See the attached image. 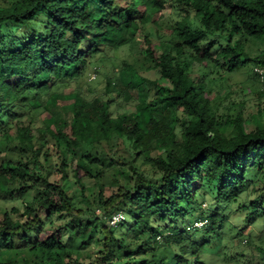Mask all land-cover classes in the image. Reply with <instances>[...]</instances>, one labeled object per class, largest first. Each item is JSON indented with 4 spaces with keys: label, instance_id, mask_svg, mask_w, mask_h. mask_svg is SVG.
<instances>
[{
    "label": "trees",
    "instance_id": "trees-1",
    "mask_svg": "<svg viewBox=\"0 0 264 264\" xmlns=\"http://www.w3.org/2000/svg\"><path fill=\"white\" fill-rule=\"evenodd\" d=\"M165 2H0V151L26 159L0 163V190L16 183L2 192L21 199L0 212V264H207L200 255L219 253L227 231L243 236L246 224L264 221V126L242 110L220 112L211 86L213 68L264 72V49H246L248 38L264 37V0H172L179 18L159 35L153 12ZM124 30L141 38L145 70L157 73L147 99L119 111L130 84L112 90L110 76L90 98L80 87L56 91L83 75L103 38ZM59 98L68 117L36 131L35 114ZM208 191L210 209L197 218L205 223L188 226ZM243 194L234 230L213 204ZM116 212L124 218L109 226ZM90 245L95 253L83 256Z\"/></svg>",
    "mask_w": 264,
    "mask_h": 264
},
{
    "label": "rangeland",
    "instance_id": "rangeland-1",
    "mask_svg": "<svg viewBox=\"0 0 264 264\" xmlns=\"http://www.w3.org/2000/svg\"><path fill=\"white\" fill-rule=\"evenodd\" d=\"M16 0H0L2 3H11ZM145 6L148 9L154 7V0H144ZM156 9V7H154ZM161 16L159 17V15ZM178 8L172 0H167L164 3V8L160 11L154 10L153 19L160 22L159 35L166 34V31L178 19ZM153 30V27L149 29ZM158 35L153 34L152 38L155 40ZM127 40L124 44H120L121 40ZM142 42L141 38L134 35L130 31H122L116 39L109 40L103 38L99 44L100 52L95 54L85 66L83 75L77 80L70 82L65 87H58L56 91L62 93L65 97L75 87L84 88L88 98L101 94L104 79L107 76L111 77L112 90H117L118 87H125V84H130L119 98V111H130L134 102L143 101L150 95L152 85L147 79L157 77V73L153 70L146 71L145 65L149 63L142 57ZM246 49L251 55L258 54L264 49V37L260 39L248 38L246 42ZM123 62L130 65H135L138 72L133 73L128 69H124ZM253 66H242L234 72H226L224 69H212V100L220 112L235 114L238 110H242L244 117H249L254 120L258 118L261 125L264 126V92L262 91V84L258 77L253 72ZM212 68V67H211ZM94 75V77H93ZM82 92L81 94H84ZM114 92V91H113ZM117 94L116 92H114ZM69 103L64 102L59 98L56 105H48L46 109L36 113L37 120L35 122V129L39 131L38 126L46 127L48 122L57 116L68 117L69 108L66 109ZM116 111V108L113 109ZM29 115H26V119ZM248 119L246 129L253 128V121ZM1 141V140H0ZM2 145V144H1ZM5 159H10L17 162L20 159L26 160L25 156L16 151H0V163ZM137 165L140 169L148 174L151 173L148 163L139 159ZM16 183L2 184L1 189L13 187ZM0 190V212L4 209H10L12 206L21 207V199L10 194H5ZM30 193H27L24 198L29 199ZM194 205V210L188 211L186 216L187 225L193 226L197 218L205 214L207 209H210L209 204L213 201V194L208 191L205 196ZM245 200L243 194L239 201L225 205L224 203L213 204V209L225 215L226 221L233 227L234 230L242 228L244 216L237 212L238 206ZM209 207V208H208ZM98 214H100L98 212ZM240 216V217H239ZM205 221V220H203ZM129 219H126L125 225H128ZM233 231H227L224 239L221 242L219 253L207 252L201 254L200 257L206 260L207 264H255L253 258L257 262L264 264V252L260 253L258 247L264 249V221L259 218L253 223L246 224L243 228V236L237 234L234 237ZM161 243L162 238H158ZM95 247L90 245L82 251L83 256L95 253ZM239 255V256H238Z\"/></svg>",
    "mask_w": 264,
    "mask_h": 264
},
{
    "label": "built area",
    "instance_id": "built-area-1",
    "mask_svg": "<svg viewBox=\"0 0 264 264\" xmlns=\"http://www.w3.org/2000/svg\"><path fill=\"white\" fill-rule=\"evenodd\" d=\"M253 72L256 73L259 77V79L262 81L264 78V72L263 69L260 67H254ZM94 77V75H93ZM264 89V88H263ZM124 218L123 214L121 212L114 213L110 219L108 220V225L115 227L117 224ZM205 221H195L193 224L194 226L201 227Z\"/></svg>",
    "mask_w": 264,
    "mask_h": 264
}]
</instances>
